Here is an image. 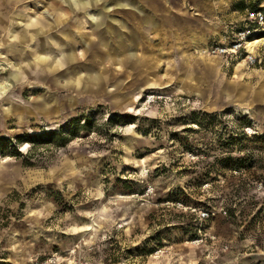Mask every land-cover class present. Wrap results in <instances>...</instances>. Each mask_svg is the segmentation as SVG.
Returning <instances> with one entry per match:
<instances>
[{"label":"rangeland","instance_id":"1","mask_svg":"<svg viewBox=\"0 0 264 264\" xmlns=\"http://www.w3.org/2000/svg\"><path fill=\"white\" fill-rule=\"evenodd\" d=\"M254 2L0 0V264H264Z\"/></svg>","mask_w":264,"mask_h":264},{"label":"built area","instance_id":"2","mask_svg":"<svg viewBox=\"0 0 264 264\" xmlns=\"http://www.w3.org/2000/svg\"><path fill=\"white\" fill-rule=\"evenodd\" d=\"M264 31V5L249 6L246 9L245 23L234 31V35L228 40L214 41L209 44L205 52L212 55H220L229 61L245 60L254 65L260 62V56L256 50L250 51L246 44L247 39H253L254 35ZM252 129V127H249ZM210 215L209 210H200V218L205 219Z\"/></svg>","mask_w":264,"mask_h":264},{"label":"trees","instance_id":"3","mask_svg":"<svg viewBox=\"0 0 264 264\" xmlns=\"http://www.w3.org/2000/svg\"><path fill=\"white\" fill-rule=\"evenodd\" d=\"M258 2H254L253 4H250V6H256L258 5ZM88 121L87 118L84 120L83 124L84 126L88 125ZM57 130L53 129V130H49L48 133H56ZM66 136H63V138H65ZM228 161L227 163L223 164L225 167H229L232 168L233 170L239 172L242 169H244L245 167H247V162L246 159L243 157H235V156H228ZM225 160V158L222 159V161Z\"/></svg>","mask_w":264,"mask_h":264},{"label":"crops","instance_id":"4","mask_svg":"<svg viewBox=\"0 0 264 264\" xmlns=\"http://www.w3.org/2000/svg\"><path fill=\"white\" fill-rule=\"evenodd\" d=\"M250 5H248V6H246V8L245 9H247V7H249ZM214 41H217L216 39L215 40H213L212 42H214ZM221 41H223V40H221ZM263 41L264 40H262L261 42H260V45H261V43H263ZM211 42V43H212ZM209 45V44H208ZM207 45V46H208ZM206 48V47H205ZM209 54V53H208ZM258 54H259V56H260V64L262 63V62H264V55H261L259 52H258ZM222 57V56H221ZM225 60H227L225 57H223ZM217 59H219V58H217ZM220 60V59H219ZM227 61H229V60H227ZM230 62V61H229ZM233 62H235V60L234 61H231V63H233ZM236 62H238V64H241V63H244V64H248L249 66L251 65V64H249L247 61H245V60H236ZM255 65V64H254Z\"/></svg>","mask_w":264,"mask_h":264},{"label":"bare ground","instance_id":"5","mask_svg":"<svg viewBox=\"0 0 264 264\" xmlns=\"http://www.w3.org/2000/svg\"><path fill=\"white\" fill-rule=\"evenodd\" d=\"M252 39H247L246 40V44H247V46H248V49L250 50V51H255L256 49H255V47L259 44V42H260V39H258V40H255V41H253Z\"/></svg>","mask_w":264,"mask_h":264}]
</instances>
